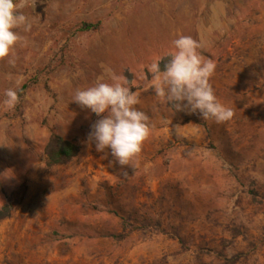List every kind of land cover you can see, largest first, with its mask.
Listing matches in <instances>:
<instances>
[{
	"label": "rangeland",
	"instance_id": "374dc122",
	"mask_svg": "<svg viewBox=\"0 0 264 264\" xmlns=\"http://www.w3.org/2000/svg\"><path fill=\"white\" fill-rule=\"evenodd\" d=\"M14 4L31 28L15 29L0 58V264H264V0ZM177 32L214 62L209 82L230 120L175 111L145 90L147 66L167 59ZM102 66L127 78L148 117L126 168L95 151L98 117L71 101ZM32 80L8 108L5 91ZM52 134L77 152L49 166Z\"/></svg>",
	"mask_w": 264,
	"mask_h": 264
},
{
	"label": "clouds",
	"instance_id": "9594fccd",
	"mask_svg": "<svg viewBox=\"0 0 264 264\" xmlns=\"http://www.w3.org/2000/svg\"><path fill=\"white\" fill-rule=\"evenodd\" d=\"M21 26L24 31L30 30L28 17L16 12L14 0H0V58L13 53L20 39L15 29ZM202 47L201 42L177 32L167 59L158 57L147 66L151 78L144 88L154 90L159 101L171 104L175 111L198 114L201 119L223 123L232 118L233 111L215 95L209 82L215 64L205 59L200 51ZM8 62L14 66V59ZM102 67L103 72L95 82L77 88L71 101L98 117L90 125L88 134L95 151L105 157L110 155V163L126 168L150 134L148 117L136 107L140 103L139 92L131 89L127 78L116 74L110 67ZM16 83L19 85L21 81ZM5 97V105L13 108L18 100L16 90L7 89Z\"/></svg>",
	"mask_w": 264,
	"mask_h": 264
},
{
	"label": "trees",
	"instance_id": "16d2710c",
	"mask_svg": "<svg viewBox=\"0 0 264 264\" xmlns=\"http://www.w3.org/2000/svg\"><path fill=\"white\" fill-rule=\"evenodd\" d=\"M15 1V0H14ZM100 28V24L98 22H82L80 24V31H97ZM37 84L35 80L24 83L20 88L16 90L18 100L17 103L20 104L22 97ZM45 88L49 91V87L47 83H45ZM77 152L76 144L68 139H64L63 137L52 134L46 147H45V159L46 164L51 166L58 163H63L71 159ZM124 230L127 231L126 227Z\"/></svg>",
	"mask_w": 264,
	"mask_h": 264
}]
</instances>
